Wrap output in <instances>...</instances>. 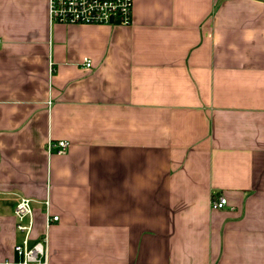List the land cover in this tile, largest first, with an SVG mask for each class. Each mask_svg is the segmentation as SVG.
Listing matches in <instances>:
<instances>
[{
	"label": "crops",
	"instance_id": "obj_1",
	"mask_svg": "<svg viewBox=\"0 0 264 264\" xmlns=\"http://www.w3.org/2000/svg\"><path fill=\"white\" fill-rule=\"evenodd\" d=\"M46 7L0 0V264L20 196L30 244L44 200L58 216L46 264H264V0H133L129 25Z\"/></svg>",
	"mask_w": 264,
	"mask_h": 264
},
{
	"label": "built area",
	"instance_id": "obj_2",
	"mask_svg": "<svg viewBox=\"0 0 264 264\" xmlns=\"http://www.w3.org/2000/svg\"><path fill=\"white\" fill-rule=\"evenodd\" d=\"M133 0H47L46 14L49 24L55 22L62 24H94L105 25L117 23L129 25ZM83 66L91 67L89 58H83ZM68 142L58 140L49 141L48 152L56 147V153L63 154ZM211 207L223 208L227 204L224 196L212 198ZM44 228L45 232L38 241L30 244V233L34 224L33 207L28 197L20 196L14 207L16 229L22 233L21 241L14 245V250L22 256L18 264H46L47 228L57 220V215H51L48 210L49 202L44 200Z\"/></svg>",
	"mask_w": 264,
	"mask_h": 264
}]
</instances>
